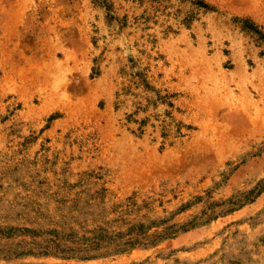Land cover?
<instances>
[{
    "label": "rangeland",
    "instance_id": "rangeland-1",
    "mask_svg": "<svg viewBox=\"0 0 264 264\" xmlns=\"http://www.w3.org/2000/svg\"><path fill=\"white\" fill-rule=\"evenodd\" d=\"M254 30L264 0H0V264H264Z\"/></svg>",
    "mask_w": 264,
    "mask_h": 264
},
{
    "label": "trees",
    "instance_id": "trees-1",
    "mask_svg": "<svg viewBox=\"0 0 264 264\" xmlns=\"http://www.w3.org/2000/svg\"><path fill=\"white\" fill-rule=\"evenodd\" d=\"M200 4V6H202V7H204L205 9H210L207 5H204V4H202V3H199ZM243 27L244 28H247V29H249V30H251V28H253V27H251L250 25H248V24H244L243 25ZM248 30V31H249ZM253 30V29H252ZM254 31H256V30H254ZM256 34H258V35H260V36H264V34H262L261 32H259V31H256Z\"/></svg>",
    "mask_w": 264,
    "mask_h": 264
}]
</instances>
